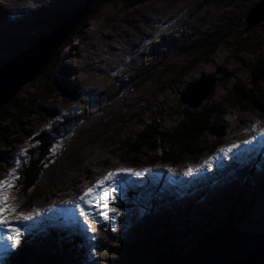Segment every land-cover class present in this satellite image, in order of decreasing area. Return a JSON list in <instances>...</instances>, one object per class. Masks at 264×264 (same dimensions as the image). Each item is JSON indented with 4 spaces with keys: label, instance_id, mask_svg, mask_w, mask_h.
I'll return each mask as SVG.
<instances>
[{
    "label": "rangeland",
    "instance_id": "1",
    "mask_svg": "<svg viewBox=\"0 0 264 264\" xmlns=\"http://www.w3.org/2000/svg\"><path fill=\"white\" fill-rule=\"evenodd\" d=\"M87 1L0 0V68L41 33L47 36L72 7ZM257 2L150 0L131 6L129 0H114L104 3L73 32L47 67L70 80L75 92L57 95L48 89L50 80L42 73L14 97L27 99L31 106L40 103L39 113L22 119L21 124L18 115L7 127L0 126L1 133L16 134V140L0 142V180L13 182L4 195L17 209L8 216L9 227L19 229L16 234L0 228V264L18 262L24 246L32 251L28 262L33 264H44L42 256L46 263L52 260L51 264H127L126 257L144 264L129 251L157 255L153 242L164 235L171 244H162L163 249L174 246L186 255L223 223L236 224L250 234L264 232V117L227 102L237 82L252 86L254 65L264 57V21L249 32L242 21ZM98 52L99 59L111 58V68L96 58L89 64L81 58ZM213 76L217 83L211 95L192 109L225 107L227 122L219 146L196 162L177 165L155 162L152 153L140 164L128 155L124 159L120 147L134 141L145 124L159 118L166 131L179 127L187 106L179 101L180 94ZM133 113L139 119L127 125L125 120ZM60 130L39 193L26 194L22 174L33 158L32 150L41 144L38 135L47 137ZM216 137L207 134L210 141ZM117 169L142 173L137 176L138 184L121 175L96 187ZM182 169L194 170L197 182L181 183L178 174ZM10 171L16 176H9ZM89 188L94 194L81 200ZM105 188L112 190L110 200ZM98 196L104 197L103 204ZM60 199L70 201L63 206V221L38 220L44 213L34 209L48 204L56 207ZM31 208L35 213L23 220ZM74 215L87 230L83 237L74 231ZM9 236L16 243L10 250L6 246L13 243ZM65 243L70 245L71 257L64 255Z\"/></svg>",
    "mask_w": 264,
    "mask_h": 264
},
{
    "label": "trees",
    "instance_id": "2",
    "mask_svg": "<svg viewBox=\"0 0 264 264\" xmlns=\"http://www.w3.org/2000/svg\"><path fill=\"white\" fill-rule=\"evenodd\" d=\"M114 0H88L87 2L79 3L74 8L72 7L69 12H67L64 18H60V22L64 21L65 19L69 18L71 15L76 13L80 8L87 7L89 8V12L86 16L82 18V20L76 25V28L73 32H78L79 27L81 24H85V22L89 21L102 7L104 3H108ZM131 6H137L144 2H148L150 0H129ZM54 12H58L55 10ZM246 15V14H245ZM244 15V17H245ZM59 16V15H55ZM244 17L242 21L244 22ZM48 21L52 22L53 18H48ZM59 23V22H58ZM57 23V24H58ZM56 24V25H57ZM55 25H53V28ZM70 34V36L73 34ZM46 34L41 33L39 37L35 40H32L30 44H28L26 49H29L36 45L37 43L41 42L45 38ZM69 36V37H70ZM68 37V38H69ZM38 40V41H37ZM67 40V39H66ZM65 40V41H66ZM37 42V43H36ZM24 49V50H26ZM23 50V49H22ZM21 50V51H22ZM23 50V51H24ZM22 51V52H23ZM21 52V53H22ZM57 53V52H56ZM55 53V55H56ZM54 55V57H55ZM54 57L52 58L51 62L54 61ZM62 57H60L61 60ZM50 62V63H51ZM253 70V78L255 82H252L251 87H246L244 84L236 83L233 87L234 93L228 99V105L230 106H242L244 110H253L257 111L258 115L264 117V57L258 59L257 63L254 65ZM62 73L61 71L58 74ZM43 74L46 76L47 79L50 80V85L48 89L53 92H57V95H67L69 92L72 91V85L70 80L64 79L61 77L62 74L59 76L57 73H53L50 70V67H47L43 70ZM258 80V81H257ZM49 90V91H50ZM74 97V95H71ZM15 97V96H14ZM30 103L27 99H17L13 98L9 101L6 105H4L0 109V126L4 124V127H7L8 123L12 122L16 119V116L21 115L22 118L16 119L19 124L22 123V119H28L29 117H34L39 113L41 109V104L37 103L36 105H29ZM193 107L184 106V111L181 113L182 120L179 125L174 130L166 131L162 126V122L160 123V119L153 120L150 124L145 128L143 132H141L138 137L134 141H127L124 143L120 149L124 159L126 156H129L136 163H142L143 158L147 157L150 153L154 154L152 160L155 162H163L165 164L177 165L179 163L184 162H196L200 159V157L209 151H213L216 146H219L221 142H219V138H221V132L223 131L222 126L226 124V110L222 104L215 105L213 108H205L202 110L192 109ZM36 114V115H35ZM213 114H215L213 116ZM34 115V116H31ZM138 118V113H133L126 119V124L128 125L133 120ZM215 119V121L213 120ZM2 127V131L3 128ZM221 128V129H219ZM219 129V131H218ZM211 133L217 136L216 141H210L207 139V134ZM0 142L2 144H8L12 138H16V134H7L1 133ZM61 135V130L57 134L50 133L47 137L46 134H39L41 144L40 146H36L32 150L33 158H29V161L26 164V169L23 171V190L26 194H33L39 193V184L44 176V169L46 163H49L51 156H53V148L56 146L55 143L57 142V137ZM14 136V137H13ZM16 140V139H15ZM3 152L0 151V160L2 159ZM43 174V175H42ZM31 195V196H33ZM164 204V203H163ZM228 224H222L215 227L214 232L220 231L222 228L227 227ZM235 227L236 224H233ZM246 232V231H244ZM249 233V232H247ZM211 235V234H210ZM65 241V240H62ZM61 241V242H62ZM141 241V240H140ZM149 241V240H148ZM155 245L153 247L158 252L157 255L149 254L147 256L146 250H141L139 252H134L136 249L132 251H128L137 256L139 260L144 262V264H153L154 258L158 256L165 255L167 253H171L176 251V247L171 246L165 249L162 248V244L164 246L170 245L171 241L169 240L168 236L164 235L161 240L157 242H153ZM63 246V244H62ZM27 246H24V253L18 257L19 260L14 261L15 264H33V262H28V259L33 257V253L31 250L26 249ZM35 248L33 246H30ZM152 247V248H153ZM161 247V248H160ZM31 248V249H32ZM153 248V249H154ZM71 248L70 245L65 243L63 247L64 255L67 253L71 257ZM66 251V252H65ZM181 252V253H180ZM135 253V254H134ZM177 254H182V249L177 251ZM24 255V257H23ZM155 256V257H154ZM44 259V264H51V262L46 263L47 258L42 256ZM128 260L127 264H140V262H135L132 260L131 257H126L125 262ZM149 261V262H148ZM146 262V263H145ZM42 264V263H41Z\"/></svg>",
    "mask_w": 264,
    "mask_h": 264
},
{
    "label": "water",
    "instance_id": "3",
    "mask_svg": "<svg viewBox=\"0 0 264 264\" xmlns=\"http://www.w3.org/2000/svg\"><path fill=\"white\" fill-rule=\"evenodd\" d=\"M89 8H80L58 23L39 43L24 50L8 65L0 68V109L11 101L29 81L41 75L57 49L86 16ZM246 32L264 21V0H259L245 15ZM217 83L216 77L201 80L182 92L179 101L197 108L208 98ZM153 264H264V232L247 233L227 226L201 240L192 252L179 255L176 251L162 255Z\"/></svg>",
    "mask_w": 264,
    "mask_h": 264
},
{
    "label": "bare ground",
    "instance_id": "4",
    "mask_svg": "<svg viewBox=\"0 0 264 264\" xmlns=\"http://www.w3.org/2000/svg\"><path fill=\"white\" fill-rule=\"evenodd\" d=\"M8 3V2H7ZM9 5V4H8ZM13 5V4H12ZM1 6V5H0ZM110 45V50H115V48H113V44H109ZM106 51V50H105ZM116 52V51H115ZM86 55V56H85ZM100 56H101V53L100 52H98V53H88V54H84L81 58H84V62L86 63V64H89V63H93V61H94V58H96L97 60H98V62L99 63H101V62H105L106 63V65L107 66H109L110 68H111V64H112V62L110 61V62H108V60H111V58H107V59H99L100 58ZM103 58H105V57H103ZM101 65V64H100ZM123 65V64H122ZM78 66V65H77ZM159 87V86H158ZM159 89V88H158ZM157 91V90H156ZM152 97V96H151ZM167 99V98H166ZM142 100V99H141ZM126 102V101H125ZM165 102V101H164ZM129 104V103H128ZM139 119V118H138ZM252 143V142H251ZM247 145V144H246ZM113 151V150H112ZM86 156V155H85ZM88 157V156H87ZM86 157V158H87ZM108 160V158H105V161H107ZM224 163L223 162H220V165H223ZM92 166V165H91ZM226 166V165H225ZM238 171H242L240 168H239V170ZM194 173H195V171L194 170H192V169H190V171H183V169L182 170H180V172H179V174H178V176L180 177L179 179L181 180V183H183V184H190V183H196L197 182V180H196V178L194 177L195 175H194ZM102 174V173H101ZM191 174H193V175H191ZM43 175V174H42ZM128 177L130 178V181H132V183L133 184H138V181H137V176H135V175H128ZM167 178V177H166ZM169 181L171 182V179H169ZM162 186V185H161ZM56 194V193H55ZM57 196V195H56ZM104 197H105V195H104ZM61 198V197H60ZM106 200H107V198H106ZM96 201V200H95ZM94 201V202H95ZM69 202L70 201H68V202H62V199H60V202H57L56 204V207H53V205H50V204H48L46 207H43V209H41L42 208V206H41V208L40 209H34V210H38V211H35V212H43L44 214V216H42L43 218L42 219H40V217L38 218V220H42V221H50V222H52V223H60L61 221H63V219H64V217L63 216H61V214H65L66 215V213L62 210V209H65V207H63L65 204H69ZM101 202V201H100ZM55 203V202H54ZM100 204H103L102 202L100 203ZM95 205V204H94ZM97 205V204H96ZM45 206V205H44ZM51 206V207H50ZM68 206V205H67ZM66 206V207H67ZM73 206V204L71 205L70 204V206L69 207H72ZM91 206V205H90ZM98 206V205H97ZM105 206V205H104ZM24 209V208H23ZM32 209V208H31ZM72 209L75 211V208L74 207H72ZM33 210V209H32ZM31 210V211H32ZM34 210H33V212H31L30 210L29 211H25L26 213H25V215H27V214H29V215H31L32 213H35L34 212ZM69 210V209H68ZM99 211V210H98ZM111 212V211H110ZM42 214V213H41ZM19 215V214H18ZM40 215V214H39ZM109 215V214H108ZM251 217V216H250ZM20 218V217H19ZM65 218H67V217H65ZM253 218V217H252ZM27 221V220H26ZM74 222H75V224H74V231L75 232H80L81 234H82V237H83V235L85 234V231H87L86 229H85V227L84 226H82V222H81V220L79 219V217H77V216H75L74 215V220H73ZM63 223H65V222H63ZM3 232H4V230H2ZM78 235V234H77ZM78 237H79V235H78ZM79 239H80V237H79ZM7 245V247H8V250H10L11 249V243H6ZM1 257V256H0Z\"/></svg>",
    "mask_w": 264,
    "mask_h": 264
},
{
    "label": "snow or ice",
    "instance_id": "5",
    "mask_svg": "<svg viewBox=\"0 0 264 264\" xmlns=\"http://www.w3.org/2000/svg\"><path fill=\"white\" fill-rule=\"evenodd\" d=\"M192 86H195L192 85ZM232 147H237L236 145H233ZM232 149L229 148L228 151L230 152ZM18 163V161H17ZM9 176H12V177H15L16 176V173L14 171H10L8 173ZM121 175H135V176H140L142 175V173L140 172H133V170L131 169H117L116 171H112V172H108L102 180L98 181L97 182V185L96 187H102L104 185V182L105 181H114L116 180L119 176ZM13 187V182L12 180H8V179H4V180H0V228H8V231L10 232H14L16 234H19V229H16V228H11L9 227V225L11 224V222L8 220V216L10 215H14L17 211L16 208L14 207H11L8 203V197H6L4 195V193ZM105 191V194L107 196V198L110 200L111 199V191L110 189L108 188H105L104 189ZM94 194V190L92 188H89L87 190V192L82 195L80 197L81 200H84L86 196H89V195H93ZM97 199L101 200V202L103 203L104 202V197H101V196H98L96 197ZM79 207V205H77ZM84 210L81 209V212H83ZM113 212H116V209H112ZM31 217L28 216V215H24L22 216V219L23 220H28L30 219ZM9 240H13V237L9 236L8 237ZM11 247H16V243L15 241L13 240V243L11 245Z\"/></svg>",
    "mask_w": 264,
    "mask_h": 264
}]
</instances>
